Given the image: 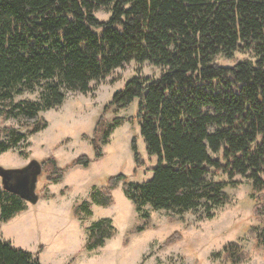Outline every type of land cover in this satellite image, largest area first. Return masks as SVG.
<instances>
[{
  "label": "trees",
  "instance_id": "16d2710c",
  "mask_svg": "<svg viewBox=\"0 0 264 264\" xmlns=\"http://www.w3.org/2000/svg\"><path fill=\"white\" fill-rule=\"evenodd\" d=\"M106 9L107 20L95 12ZM249 52L253 58L223 65L217 57ZM161 68L156 78L131 76L104 105L89 138L94 159L112 130L134 117L148 155H156L149 179L132 180L119 172L93 185L88 196L72 207L81 219L92 214V203L109 206L112 190L121 183L144 222L130 231H143L150 215L143 209L171 210L181 215L229 202L225 191L241 176L249 180L255 201V247L264 254V0H0V117L37 116L61 104L64 88L87 93L90 83L129 61ZM40 88L36 100L18 99ZM137 99L128 118L105 112L120 110ZM40 117L18 129L0 126V153L16 147L29 134L47 126ZM85 139L88 136L84 133ZM133 173L145 159L136 137L130 142ZM91 161L80 154L60 167L54 155L40 160L50 183L62 181L74 166ZM26 209V202L0 183V224ZM84 249L102 247L116 233L110 217L88 228ZM254 230V228L252 229ZM174 235V236H173ZM166 239L175 241L177 232ZM216 256L232 264L247 254L228 241ZM0 264H41L38 256L0 237Z\"/></svg>",
  "mask_w": 264,
  "mask_h": 264
},
{
  "label": "rangeland",
  "instance_id": "374dc122",
  "mask_svg": "<svg viewBox=\"0 0 264 264\" xmlns=\"http://www.w3.org/2000/svg\"><path fill=\"white\" fill-rule=\"evenodd\" d=\"M109 15L106 9L95 12V16L101 20H107ZM251 58L249 52H236L228 59L219 55L217 61L229 66L233 61ZM161 71V68L149 62L138 64L132 60L104 78L92 81L91 90L87 93L64 88L63 102L40 111L37 116L17 115L6 120L0 117V126L18 129L30 126L40 117L45 118L48 124L24 137L16 147L0 153V165L4 167H20L31 158L40 161L49 155L55 156L60 167L68 165L80 154L91 158L87 167H71L62 181L57 183L47 182L45 175L41 174L36 187L38 201L34 204L26 202L32 214L29 213V219L24 220L22 226L10 223L3 227L6 240L32 255L36 254L41 264H232L216 256V253L228 241L235 240L247 254L238 264H264V254L255 247L254 239L255 228L261 222L253 213L255 201L249 194V180L241 176L235 177L239 181L237 185L225 188L229 202L212 207L211 217L206 216L204 207L179 215L171 210L145 205L143 209L149 213L150 220L143 231L131 233L144 220L124 195L121 183L112 190L111 205L92 203L90 216L81 219L73 217L72 207L88 196L93 185L99 187L105 184L108 176L122 172L132 180L151 177V168L156 164L157 157L147 154L134 117L112 130L107 143L102 145L103 155L98 159H94L89 138L98 117L103 113L104 105L131 76L142 74L154 79ZM39 96L40 88L36 87L15 96V100H36ZM137 101L135 98L128 107L120 110L111 107L104 113L105 118L110 121L115 116H132ZM84 133L87 139L83 137ZM133 136L145 159L135 173L130 146ZM257 196L264 201V191ZM102 217L112 219L115 235L102 247L84 249L87 228ZM177 232V239L167 243L166 239H172Z\"/></svg>",
  "mask_w": 264,
  "mask_h": 264
},
{
  "label": "water",
  "instance_id": "95a60500",
  "mask_svg": "<svg viewBox=\"0 0 264 264\" xmlns=\"http://www.w3.org/2000/svg\"><path fill=\"white\" fill-rule=\"evenodd\" d=\"M42 174L39 160L31 158L20 167H4L0 165V183L2 187L25 202L36 203L39 195L36 192L38 177Z\"/></svg>",
  "mask_w": 264,
  "mask_h": 264
},
{
  "label": "crops",
  "instance_id": "0c3cea01",
  "mask_svg": "<svg viewBox=\"0 0 264 264\" xmlns=\"http://www.w3.org/2000/svg\"><path fill=\"white\" fill-rule=\"evenodd\" d=\"M29 213L32 214V212H30V208L26 204V209L24 211H22L19 214H16L14 217H12L6 223H1L0 224V237L3 239H6V237L3 235V232H2L3 227H5L6 225H8L10 223H15V226H22L24 224V222H26V220L29 219V216H30Z\"/></svg>",
  "mask_w": 264,
  "mask_h": 264
}]
</instances>
